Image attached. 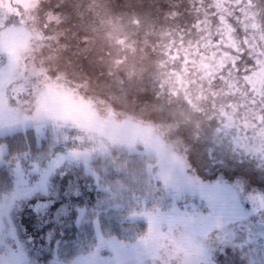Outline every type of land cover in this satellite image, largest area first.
I'll return each mask as SVG.
<instances>
[{"label": "rangeland", "instance_id": "obj_1", "mask_svg": "<svg viewBox=\"0 0 264 264\" xmlns=\"http://www.w3.org/2000/svg\"><path fill=\"white\" fill-rule=\"evenodd\" d=\"M70 1H86L91 10L93 32L81 45L84 36L76 39V33L67 35L56 28L57 16L65 17L56 5ZM252 23L257 27L251 28ZM3 24L28 25L33 30L37 47L33 58L21 64L24 75L39 77L40 69L47 74L59 71L69 74L77 87L91 88L104 105L101 126L108 119L121 123L134 113L146 116L141 143L121 148L141 159L149 146L175 145L182 167L174 172L177 182L169 185L158 173L152 174V163H145L152 181L148 176L142 179L137 189L143 197L134 204L128 199L135 190L124 182H131L137 174L126 170L112 183L119 191L116 199L127 201L130 209L113 219L101 211L107 220L92 221L88 215L96 210L87 213L84 206L73 205L74 182L81 181L85 173L96 179L104 164L94 160L104 159L113 149H101L92 142L93 122L74 118L75 127L62 128L33 120L0 124V135L31 128L36 144L43 143L42 149L28 146L6 155L7 145L0 142V164L8 167L12 178L11 187L0 195V264H40L30 257L46 248L53 234L52 230L42 233V226L59 223V217L72 208L78 211L74 224L81 232L91 224L97 240L95 246L84 240L89 244L86 253L59 258L58 264H82V258L92 253L95 264H160L138 244L148 229L147 218L139 213L156 210L186 215L195 224L193 249L182 251L179 257L173 254L175 264H264V150L260 141H256V150L237 143L234 137L239 130L226 128L213 111L214 106L236 105L237 111L229 116L236 121L262 114L264 104L250 103L255 93L249 82L264 94V0H242L239 6L236 0H0ZM225 24L231 27L237 47L243 45V53L240 71L222 80L216 63L219 58L211 54L235 55L226 41L215 47ZM100 48L108 52L100 55ZM26 87L27 82L18 78L8 94H19L20 102H26ZM112 102L119 105V121ZM74 148L89 153L73 155ZM109 196H114L113 191ZM103 203L99 199L96 205ZM117 221L129 223L119 225ZM110 227L114 235L106 237ZM184 231V225H178L174 235L179 238Z\"/></svg>", "mask_w": 264, "mask_h": 264}, {"label": "clouds", "instance_id": "obj_2", "mask_svg": "<svg viewBox=\"0 0 264 264\" xmlns=\"http://www.w3.org/2000/svg\"><path fill=\"white\" fill-rule=\"evenodd\" d=\"M32 32V28L28 25H0V57L4 58V62L0 64V88L4 93L3 97H0V124H9L11 119L16 122L20 120L47 121L57 128L75 127L72 120L62 118L66 113H70L73 118L82 123L93 122L90 131L92 142L99 144L101 149L104 147L127 148L141 143L144 134L143 124L148 119L146 116L134 113L131 119L125 118L121 123H113L111 119H108L101 126V119L105 115L104 105L99 102L91 88L77 87L67 73L55 71L47 74V79H44L42 75L35 77L28 74L33 80H39V84L27 92L26 102H16L13 105V98L8 94V89L16 84L21 64L26 65L36 52L37 41ZM10 51L17 58L16 72L11 75L8 73ZM112 107L117 113L116 120H121L119 105L112 102ZM145 163H152V174L158 173V178L163 179L167 184L177 182L174 172L182 167V163L175 145L165 143L159 149L149 146L144 156L135 165L138 175L143 174ZM160 230L164 231L163 225ZM138 244L142 248L146 244L149 247L152 246L153 239L148 234V229L140 235ZM168 251L171 252V249ZM181 252L175 251L173 254L179 257Z\"/></svg>", "mask_w": 264, "mask_h": 264}, {"label": "trees", "instance_id": "obj_3", "mask_svg": "<svg viewBox=\"0 0 264 264\" xmlns=\"http://www.w3.org/2000/svg\"><path fill=\"white\" fill-rule=\"evenodd\" d=\"M56 7L65 13V17L61 18L58 15V10H54V14L58 15V27L56 26L57 29H59L60 31L64 30L65 32H67V35H70L72 32L76 33V35H78L76 36V39L77 37L84 36V40L79 42V45H81L84 41L91 39L89 38L93 32L89 27L91 10L86 1H84V3L83 1H70L67 3H63V5H56ZM114 8L116 10L115 5ZM49 22L51 21L48 20V24ZM77 43L78 42H76V44ZM94 43H97L95 42V37ZM101 48L100 55L108 52L107 50H105L104 52ZM87 49L89 48L87 47ZM101 59L102 56L99 60L101 61ZM100 71L103 73V69H101ZM97 72L98 70L96 67L95 73ZM103 75L104 74H102V76ZM67 133L68 135H71L68 129L66 131V134ZM0 142H5L7 145L6 155H11L12 153L19 152L20 150L22 151L23 148L26 149L28 148V146L32 150H38V148L42 149L43 147V143L36 144L35 135L31 128H28L24 131H16L11 134L0 135ZM70 146H72V142H70ZM128 156H131L132 158L130 160H126V157ZM139 160L140 159H138L134 153H128L127 150H124L122 148L110 149L109 153L104 156V159H100V157L96 158L94 162L104 164V168H98L99 175L96 177V179H93L92 175L85 173V176L81 181H79L78 179L75 180L74 185L77 190L74 193V197L72 198L73 205L78 207L84 206L87 213L96 210L94 214L88 215V217L90 218L89 220L93 221V219L97 218L103 223L107 219L100 216L101 211L111 214V218L113 219L117 214L119 216L125 210L130 209L128 207L127 201L116 199L119 198V195H117L119 191L114 187L112 181H116V178L126 173V170L128 169H130L133 174H137L135 165L139 162ZM146 176L151 179L149 180V182L152 181L149 171L147 172L144 166V172L142 175L137 174L136 178H134L131 182H124L133 187L135 190V193H130V200L128 199V201L132 200V204L143 197V191L137 189V187L143 183L142 179ZM131 177L124 179H131ZM11 185L12 178L8 167L0 164V195L8 190ZM109 191H113L114 196H109ZM99 199L105 200V203H103L102 205H96V202ZM77 214L78 211L76 210V208H72V210L68 214L61 215L59 217V223L47 222L46 224H44L41 228V232L44 233L48 230H52L53 234L46 243L47 247L40 252H36L30 258L34 261H39L40 264H58L57 259L59 258L69 259L72 256L86 253L88 251L86 245L92 244L95 246L94 243L97 239L94 236V230L92 229L91 224L84 227V229H82V232L81 229L74 224V220ZM101 222L100 225L104 226L101 224ZM124 223L129 222L117 221V224L119 225ZM114 231L115 229L110 227V229H107V231L105 232V236L108 237V235H114ZM117 233L118 230L116 231V234ZM84 240L88 241L89 244L84 243Z\"/></svg>", "mask_w": 264, "mask_h": 264}, {"label": "snow or ice", "instance_id": "obj_4", "mask_svg": "<svg viewBox=\"0 0 264 264\" xmlns=\"http://www.w3.org/2000/svg\"><path fill=\"white\" fill-rule=\"evenodd\" d=\"M11 2V0H9ZM242 0H236L237 6L240 5ZM243 11V9H242ZM247 16V14H246ZM248 20H251L252 17L248 16ZM221 21H224V18L221 17ZM22 22V21H21ZM239 22V21H238ZM247 26V21H245ZM257 25L255 23L251 24V28H256ZM226 44L231 49H235V55L224 53L223 56L219 52H213L211 55L212 57L219 58L216 60L217 63V70L220 73L219 78L224 80L226 77H230L232 72H239L240 69L238 67V62L240 60V54L243 53V45L237 47L236 43L232 39V29L227 24L224 25V30L221 32V41L220 43L216 44L215 47L219 48L221 45ZM210 43V42H209ZM245 44L251 43L248 40L244 41ZM254 47V46H253ZM253 48H249V52H252ZM206 57H202L204 59ZM17 69V58L15 57L14 53L10 51L9 53V65H8V73L14 74ZM226 70V71H225ZM247 72V68L244 69ZM24 69H20L19 79L27 82V87L25 91L28 92L30 88L36 87L39 84V80H33L30 75H24ZM39 76H43L44 79H47V70L40 69L38 74ZM247 80V76L244 77ZM252 86V91L255 93L253 95L251 104H264V94L256 91V85L252 82H249ZM16 91L15 88L12 89ZM4 93L2 88H0V97H3ZM256 96H259L260 99L257 100ZM16 100L17 103L20 102L19 94L16 97H12ZM238 106L231 105V104H223L220 105L217 109L216 106L213 107V111L217 113L220 119L224 122V126L226 128L234 127L238 129V133L235 135V140L239 144H243L245 147L252 146L251 149L256 150V141H260L261 150H264V107L260 108L261 115L253 114L248 118L242 119L241 121H236L230 119L229 116L231 113L237 111ZM63 119L72 120L75 124V120L70 113H66ZM27 119V118H25ZM15 120H9V124L15 123ZM249 131L251 135H249ZM243 132V135H241ZM76 140L81 141L82 137L76 136ZM81 153L87 155L89 153L86 149H72L73 155H80ZM147 218L148 222V234L153 239V244L151 247L145 245L143 248L144 252L151 255L154 259H158L160 264H175V257L173 253L175 251H185L190 252L193 249V235L195 232V224L186 215H165L160 213L158 210L156 211H142L139 213ZM167 226V231H161V226ZM178 225H184L185 231L184 233L177 238L174 235V229ZM165 243H161V242ZM103 243V241H101ZM111 246L114 250H118L119 246L114 242L111 243ZM171 249V252L168 251ZM96 254L92 253L87 258H82V264H95Z\"/></svg>", "mask_w": 264, "mask_h": 264}]
</instances>
